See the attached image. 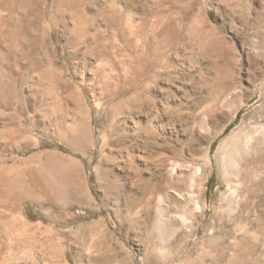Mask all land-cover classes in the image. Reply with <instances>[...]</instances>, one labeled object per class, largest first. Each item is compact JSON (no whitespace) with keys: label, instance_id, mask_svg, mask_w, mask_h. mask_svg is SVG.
<instances>
[{"label":"rangeland","instance_id":"374dc122","mask_svg":"<svg viewBox=\"0 0 264 264\" xmlns=\"http://www.w3.org/2000/svg\"><path fill=\"white\" fill-rule=\"evenodd\" d=\"M262 82L264 0H0V264H264V149L224 226L213 161L194 238L143 195L158 160L210 134L214 160L242 116L264 124ZM228 86L245 101L230 123Z\"/></svg>","mask_w":264,"mask_h":264},{"label":"bare ground","instance_id":"6f19581e","mask_svg":"<svg viewBox=\"0 0 264 264\" xmlns=\"http://www.w3.org/2000/svg\"><path fill=\"white\" fill-rule=\"evenodd\" d=\"M260 85L263 87L264 82ZM242 97L241 91H239L236 86H228L225 90V96L222 98L221 104L225 103L229 108V119L227 123L237 119L238 114L245 107V101L243 102ZM234 101H238V104L235 105ZM201 121L204 122L202 119ZM204 129L206 128H203V130L201 129L200 133H204L207 130ZM221 131L219 133H221ZM230 132L229 136L218 145L217 149L215 148L214 160L210 155V145L218 135L210 136V134L208 138H205V146L203 145L201 149L199 148L198 152H193V154L195 153L194 155L200 154L197 158H193V155L190 159L186 157L181 158L180 156L177 157L178 153H175L176 156H174L177 158L171 159L170 157L169 159L167 158L168 160L160 159L158 160L159 165H153L155 171L151 172L149 177L155 182L153 186L147 184L145 188H143V195H150L152 198L155 197V203L158 205L156 206V211L160 215H162L164 210L168 207L165 204L166 201L170 200L172 202V207L176 211L172 214L168 213L170 215H168V222L175 228L173 234L180 231V239L184 237L188 239L196 237V232L203 226L206 210L209 208L206 199V184L210 171H212L213 168V161L215 164L218 163L217 165L220 164L219 168L222 169L221 171L223 172L221 177L225 183V189L218 194L216 203L213 206V212L218 218L219 223H222L223 226L225 225L222 221L225 214H242L244 206L248 203L250 198L252 199L253 189H251V187L253 185L251 186V177L250 179L247 176L245 178L241 177L238 171L244 157L246 158V156H249L253 151L257 152L259 149H264V124H258L254 121L251 122L246 116H242L238 124ZM206 134H208V131H206ZM142 142V146L145 149H149V147L154 148L156 153L159 154L160 152H158V150H164V147H166L163 145H155V142H152V135L149 133L144 135ZM192 149L194 148L191 145L190 151H193ZM180 154L181 153H179V155ZM144 169L148 171L146 165ZM134 194L138 195L137 192H134ZM147 214L148 211L145 215L147 216ZM159 216L158 218L161 219ZM222 225L219 224L221 227ZM213 230L214 225H212L207 232L211 234ZM214 238L215 237L212 236V238L210 237L207 241H214ZM157 247H155L156 253L160 255L163 254L164 251ZM163 257H161V259ZM162 260L165 259L163 258Z\"/></svg>","mask_w":264,"mask_h":264}]
</instances>
